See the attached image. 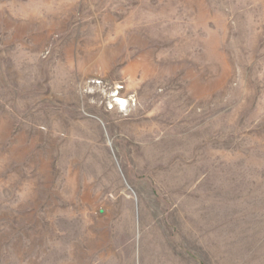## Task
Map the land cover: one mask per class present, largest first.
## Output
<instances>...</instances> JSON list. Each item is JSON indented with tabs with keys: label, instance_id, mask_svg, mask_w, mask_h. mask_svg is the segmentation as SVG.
Masks as SVG:
<instances>
[{
	"label": "rangeland",
	"instance_id": "1",
	"mask_svg": "<svg viewBox=\"0 0 264 264\" xmlns=\"http://www.w3.org/2000/svg\"><path fill=\"white\" fill-rule=\"evenodd\" d=\"M0 264H264V0H0Z\"/></svg>",
	"mask_w": 264,
	"mask_h": 264
},
{
	"label": "built area",
	"instance_id": "2",
	"mask_svg": "<svg viewBox=\"0 0 264 264\" xmlns=\"http://www.w3.org/2000/svg\"><path fill=\"white\" fill-rule=\"evenodd\" d=\"M100 84H101L100 82L97 83V85H100ZM121 90H122L121 87H117V88L114 87V90L112 91L113 100L111 101V104H109V106H108L109 110H114L116 108V109H119L120 111L121 110L123 111V109H127L128 108V105L123 108V105H122V101L123 100L118 98V93H120Z\"/></svg>",
	"mask_w": 264,
	"mask_h": 264
}]
</instances>
